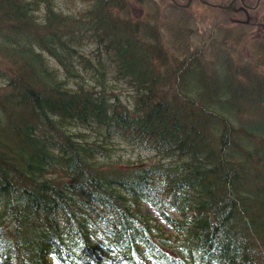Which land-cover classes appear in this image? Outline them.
<instances>
[{"label": "trees", "instance_id": "obj_1", "mask_svg": "<svg viewBox=\"0 0 264 264\" xmlns=\"http://www.w3.org/2000/svg\"><path fill=\"white\" fill-rule=\"evenodd\" d=\"M54 1L0 0V264H264V62H204L192 16L164 39L148 0ZM215 63L241 82L222 85L227 107L259 117L238 125L185 90ZM122 134L134 151L169 142L170 158L122 160Z\"/></svg>", "mask_w": 264, "mask_h": 264}, {"label": "rangeland", "instance_id": "obj_2", "mask_svg": "<svg viewBox=\"0 0 264 264\" xmlns=\"http://www.w3.org/2000/svg\"><path fill=\"white\" fill-rule=\"evenodd\" d=\"M179 5H185L187 3L188 7L185 9V13L181 16L182 19L184 18V21L180 18H175L174 13L169 9V0H148V3L151 5L150 7H145L144 11H136L132 10L130 8V5L125 4L120 10V12L123 14V16H132L136 17L137 14L143 15V17L147 18L148 21H155L157 19V16L160 14V17L167 14L166 20H162L164 23V26L161 28L162 31V38H168L169 39V31L168 27L165 23H171L172 25L182 24L187 28V22L189 25L190 19L186 17H191L193 19V32L192 34V50L191 52H204L208 55V57L203 55V60L206 63L212 62V52L209 50H231L232 54L227 53L226 57L227 60L230 61L231 57L235 58V61L237 63H242L244 61H247V57L249 55V51L254 52V57H262L261 54L255 52L253 49L246 48L247 44L245 42V39L250 37H255V35L258 33V39L254 44L255 50H262L264 48V44L260 43L261 41H264L261 36L264 35V0H261L256 8L254 9H248L246 12L241 9L240 4L238 2L232 3V6L229 8V4L232 0H203L211 4H219L225 6V8L220 9H214L212 7L205 6L202 0H175ZM257 0H244L245 4L249 7H254ZM90 2L86 1L81 4H77V7L80 9H87ZM157 4V5H156ZM70 6V3H68L66 0H57L54 1V7L57 12H63L64 8H67ZM159 8V9H158ZM73 7L71 6L68 11H72ZM224 10H228V12H224ZM68 11H64V13H68ZM189 13V14H187ZM245 15H249V25L245 26L243 24H238L236 21H245ZM139 17V16H137ZM247 22V23H248ZM246 23V24H247ZM77 32V30H76ZM74 32V35L75 33ZM170 34L173 36L175 35V38L177 40H180L181 43L184 40L183 35H187V31L184 32H170ZM190 41V40H189ZM188 41V43H189ZM98 46L97 43H91L88 46L85 45V48L83 50V53H89V49H96ZM183 47V45H181ZM200 48V49H199ZM246 48V50H244ZM97 55H99L102 58H106L107 51L104 49V47H97ZM184 49V48H183ZM196 49V50H195ZM199 49V50H197ZM207 50V52H206ZM183 50H179V52H182ZM185 54H180L178 57L181 58ZM264 57V55H263ZM232 63V62H231ZM223 68L216 70L217 72H222ZM118 92H120V88L117 89ZM187 90L189 92H195L197 93V98L201 101L206 100L210 95H205L203 93H206L205 87H202L198 83L194 84H188ZM221 91V90H220ZM217 92V93H220ZM119 94V93H118ZM215 97H218L219 95H214ZM217 108L221 110L222 113L226 114L230 119L232 118L235 123H238V119L245 118L244 113H237L235 110L230 109L227 107L224 103H218ZM253 112L256 115H261L262 112L258 109H254ZM119 146L121 148H124L127 152V154L123 153V159H134L135 156L139 155L141 159L144 158H152L153 161H157L159 157L154 156V152L152 151H140L137 153L132 152V148L129 144L125 142H121Z\"/></svg>", "mask_w": 264, "mask_h": 264}]
</instances>
